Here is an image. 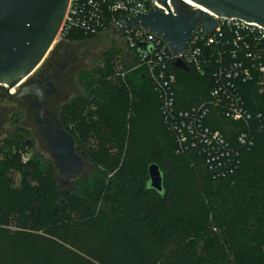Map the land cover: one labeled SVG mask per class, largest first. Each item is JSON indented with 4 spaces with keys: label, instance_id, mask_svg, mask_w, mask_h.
Segmentation results:
<instances>
[{
    "label": "trees",
    "instance_id": "1",
    "mask_svg": "<svg viewBox=\"0 0 264 264\" xmlns=\"http://www.w3.org/2000/svg\"><path fill=\"white\" fill-rule=\"evenodd\" d=\"M95 35L77 29L64 39ZM120 52L112 44L103 64L80 69L87 93L62 103L64 128L94 165L72 180L74 189H59L35 156L22 158L25 142L5 138L0 264H264L263 136L241 148L231 173L213 175L198 150L177 149L148 72L132 67L136 58L122 57L125 72L117 73ZM174 70L176 99L188 105L207 83L191 67ZM209 124L234 139L237 130L226 125L242 122L219 117ZM152 161L162 171L163 193L146 186Z\"/></svg>",
    "mask_w": 264,
    "mask_h": 264
},
{
    "label": "built area",
    "instance_id": "2",
    "mask_svg": "<svg viewBox=\"0 0 264 264\" xmlns=\"http://www.w3.org/2000/svg\"><path fill=\"white\" fill-rule=\"evenodd\" d=\"M152 6L172 11L174 0H69L58 35L64 38L77 29L88 34L115 30L136 58L132 67L143 66L148 72L177 149H196L213 175L229 174L239 163L241 148L250 146L256 133L264 139V25L213 14L214 27L208 30L197 21L187 49L180 53L148 28L125 25V15ZM178 56L207 83L203 94L188 105L176 99ZM117 73L123 75L124 70ZM219 117L242 122L226 125L229 131L237 130L234 139L209 124Z\"/></svg>",
    "mask_w": 264,
    "mask_h": 264
},
{
    "label": "water",
    "instance_id": "3",
    "mask_svg": "<svg viewBox=\"0 0 264 264\" xmlns=\"http://www.w3.org/2000/svg\"><path fill=\"white\" fill-rule=\"evenodd\" d=\"M69 0H0V87L12 98L36 94L29 100L34 111V122L44 139L50 155L56 160L59 179L67 188L74 189L72 180L82 170L84 158L76 151L74 136L62 122L43 104L52 85L46 78L52 69L59 71L66 65L62 59L59 69L49 70L43 77L45 84H24V80L42 62L56 39ZM166 3V0H160ZM183 8L174 0L173 10L165 12L152 6L147 11L125 15V25H142L168 42L173 51L184 52L195 30L196 22L211 30L216 15L236 16L264 25V0H191ZM174 65L188 70V65L178 56ZM61 76V75H60ZM58 76V80L60 78ZM11 89H14L12 91ZM42 123H45L42 127ZM147 187L164 192L163 174L156 161L147 165Z\"/></svg>",
    "mask_w": 264,
    "mask_h": 264
},
{
    "label": "rangeland",
    "instance_id": "4",
    "mask_svg": "<svg viewBox=\"0 0 264 264\" xmlns=\"http://www.w3.org/2000/svg\"><path fill=\"white\" fill-rule=\"evenodd\" d=\"M62 41L63 43L65 42L64 46L67 47V51L64 53V58L67 60L68 69L72 73L71 84L74 85V87L72 89L70 88L67 97L63 98L61 101L69 100L72 97L74 98L77 94L85 95L87 93L79 81L78 71L83 68H90L89 70H91L92 68H97L98 66L103 64L101 56L104 49L112 46V44L121 48V52L118 53V55H116V57L113 59L116 63V69L118 70H122V65L119 60L122 57L125 59L129 58L130 54L122 38L117 32H115V30H111L107 33H99L94 37H91L90 39H84L81 41H69L68 39L61 38L58 35L54 40L51 49L46 54L45 58L33 70V72L28 75L27 78L32 77V75L35 74V72H37L40 68H42L43 65L49 60V58L53 55V52L59 50L62 47ZM19 107L20 106L18 101L13 100V98L7 94L4 87H0V140L6 135H11L13 136L14 140H20L22 143H24L25 139H28L29 143L23 145L24 148L22 147V158L26 159L29 155L35 156L39 161L38 165H43L49 168L50 174L54 179L56 186L59 189H64L65 186L61 184L59 179L57 162L50 155L46 144L40 136L36 125L33 122V114L31 110L25 111V108L23 109L22 107V109H20ZM15 144L19 145L20 143L15 142ZM15 146L14 148H17ZM22 148H20L19 150H21ZM0 158H2V153H0ZM84 160L85 163L82 167V170L79 172L80 176L83 177L87 176L94 166L90 161H87L86 159ZM76 177H78V175ZM18 180L19 173L13 172V182L17 183Z\"/></svg>",
    "mask_w": 264,
    "mask_h": 264
},
{
    "label": "flooded vegetation",
    "instance_id": "5",
    "mask_svg": "<svg viewBox=\"0 0 264 264\" xmlns=\"http://www.w3.org/2000/svg\"><path fill=\"white\" fill-rule=\"evenodd\" d=\"M61 44H62V47L59 50L55 51L53 53V55L49 58V60L43 65V67L40 68L37 72H35V74H33L32 77L26 78V80L24 81V84H30V83L34 82V83L44 85L45 81H44L43 77L45 75H49V70L53 67H55L56 69H59L61 62H62V59H65L64 53L67 51V47L64 46L63 41ZM58 76H60L59 80H58ZM71 76H72V73L68 69V62L66 60V65L63 66V68H60L59 71L52 69L50 75L46 78V80H50L52 82L51 83L52 90H51V92L47 93L45 103L43 104V106L48 111L53 112L58 117L59 120H60L59 113H60L62 103H64L66 101V100L65 101H61V100L63 98H66L70 88L72 89L74 87V85L71 84L72 83ZM36 96H37L36 94H29L28 93V94L21 95L20 97H18L16 99L13 98V100L18 101L20 109H22V107H23V109L25 108L24 109L25 111L31 110L33 117H34V111H33L32 107L30 106L29 100L32 101L34 98H36ZM33 122H34V119H33ZM35 125H36V128H37L40 136L42 137L44 143L46 144V140L44 139V137L42 136V134L39 131L38 124L35 123ZM44 125H45V123H42L41 126L44 127ZM7 136L8 135L1 138L0 150H1V146L6 143L5 138ZM24 142L27 144V143H29V140L25 139ZM46 146H47V144H46Z\"/></svg>",
    "mask_w": 264,
    "mask_h": 264
},
{
    "label": "bare ground",
    "instance_id": "6",
    "mask_svg": "<svg viewBox=\"0 0 264 264\" xmlns=\"http://www.w3.org/2000/svg\"><path fill=\"white\" fill-rule=\"evenodd\" d=\"M186 1H190V2H192L191 0H186ZM12 91H13V89H11Z\"/></svg>",
    "mask_w": 264,
    "mask_h": 264
}]
</instances>
